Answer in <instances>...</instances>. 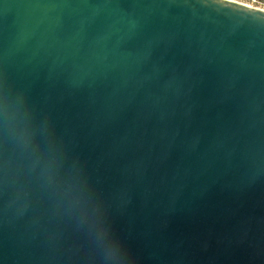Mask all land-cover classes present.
Listing matches in <instances>:
<instances>
[{
    "label": "water",
    "instance_id": "95a60500",
    "mask_svg": "<svg viewBox=\"0 0 264 264\" xmlns=\"http://www.w3.org/2000/svg\"><path fill=\"white\" fill-rule=\"evenodd\" d=\"M0 264H264V9L0 0Z\"/></svg>",
    "mask_w": 264,
    "mask_h": 264
},
{
    "label": "built area",
    "instance_id": "2783aa9c",
    "mask_svg": "<svg viewBox=\"0 0 264 264\" xmlns=\"http://www.w3.org/2000/svg\"><path fill=\"white\" fill-rule=\"evenodd\" d=\"M235 1L264 9L262 7V2L260 0H235Z\"/></svg>",
    "mask_w": 264,
    "mask_h": 264
},
{
    "label": "rangeland",
    "instance_id": "374dc122",
    "mask_svg": "<svg viewBox=\"0 0 264 264\" xmlns=\"http://www.w3.org/2000/svg\"><path fill=\"white\" fill-rule=\"evenodd\" d=\"M262 2V7L264 8V0H260Z\"/></svg>",
    "mask_w": 264,
    "mask_h": 264
}]
</instances>
